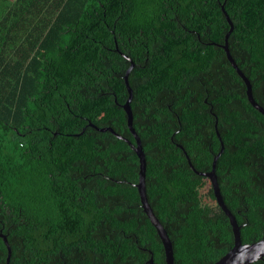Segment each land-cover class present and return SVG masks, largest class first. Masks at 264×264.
Wrapping results in <instances>:
<instances>
[{"label":"trees","instance_id":"trees-1","mask_svg":"<svg viewBox=\"0 0 264 264\" xmlns=\"http://www.w3.org/2000/svg\"><path fill=\"white\" fill-rule=\"evenodd\" d=\"M227 33L264 108V0L0 8V264H166L136 187L124 55L146 196L175 264H213L233 245L210 180L183 153L210 171L217 132L215 173L241 241L264 236V116L221 46Z\"/></svg>","mask_w":264,"mask_h":264},{"label":"water","instance_id":"water-1","mask_svg":"<svg viewBox=\"0 0 264 264\" xmlns=\"http://www.w3.org/2000/svg\"><path fill=\"white\" fill-rule=\"evenodd\" d=\"M221 8H223V6H221ZM228 34H226L225 37V43L222 46V48L225 50L226 55L228 60L230 61L231 65L235 68V70L237 71V73L243 78L245 84H246V95L247 98L250 102V104L256 108L263 116H264V108L262 106H260L254 99L253 94H252V89H251V84L249 79L243 74V72L238 68L237 64L235 63L234 59L232 58V56L230 55V52L228 50V46H227V37ZM129 61H130V65L129 67L126 69L125 74H124V82H125V87L127 89L128 92V97L126 99V101L121 104V107L123 108V110L126 113L127 116V124L128 127L131 131V133L134 136L135 139V143H130V146L132 147V149L135 151L138 160H139V171H138V181L136 183V187H137V191L139 194V198H140V202H141V206L143 208V211L146 213V215L148 216L151 224L155 227L156 232L162 242L163 245V249H164V254H165V261L166 264H175L174 262V255H173V248H172V243L169 239V236L167 234L166 229L163 227V225L160 223V221L158 220V218L155 216L149 202L146 196V190H145V169H146V160H145V155L144 152L142 150V145H141V141L140 138L138 136V134L135 132L134 128L132 127V111L130 108V101L132 99V89L129 86L128 83V75L129 72L131 71V69L133 68L134 64L133 62L130 60L129 57L125 56ZM90 125L94 126L93 124L89 123ZM95 127V126H94ZM106 129H108L109 131H111L114 135L122 138L118 133H116L112 128L108 127V128H99L98 130L100 131H105ZM219 141H220V149L218 151V153L216 155H214L213 157V161H212V168L210 171L208 172H199L197 171L193 164L190 161L189 156L186 154V152L183 150V153L185 154V157L188 161V164L190 166V168L197 174L199 175H203L205 177H207L212 185V189H213V193H214V197L216 199L217 204L219 205V207L225 212V214L227 215V217L229 218V222L231 225V229H232V233H233V245L231 246V248L222 256L220 257L217 261H215L213 264H249L251 262H254L256 260L259 259H263L264 257V236L256 242L253 243H242L241 241V237H240V227L237 224V221L234 217V215L231 213V211L226 207L221 192H220V188L218 185V181H217V175L215 173V167H216V161L218 159V157L221 155V153L223 152V142L221 140V138L219 137V134L217 132ZM124 139V138H123ZM179 148L183 149V147L181 145H178ZM4 241L8 250V256L10 255V249L9 246L7 244V240L5 237ZM148 263L153 264V260L152 258H150L148 260ZM6 264H8V259L6 261Z\"/></svg>","mask_w":264,"mask_h":264},{"label":"crops","instance_id":"crops-1","mask_svg":"<svg viewBox=\"0 0 264 264\" xmlns=\"http://www.w3.org/2000/svg\"><path fill=\"white\" fill-rule=\"evenodd\" d=\"M13 0H6V1H1V3H0V8L4 5V4H6V2H12Z\"/></svg>","mask_w":264,"mask_h":264},{"label":"rangeland","instance_id":"rangeland-1","mask_svg":"<svg viewBox=\"0 0 264 264\" xmlns=\"http://www.w3.org/2000/svg\"><path fill=\"white\" fill-rule=\"evenodd\" d=\"M260 260V259H259ZM262 260V259H261ZM263 260H264V257H263ZM257 261V260H256Z\"/></svg>","mask_w":264,"mask_h":264}]
</instances>
